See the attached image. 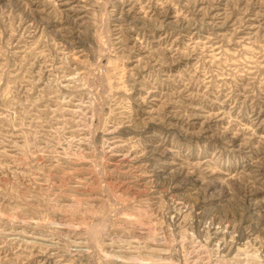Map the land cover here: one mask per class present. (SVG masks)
Instances as JSON below:
<instances>
[{
    "label": "rangeland",
    "instance_id": "374dc122",
    "mask_svg": "<svg viewBox=\"0 0 264 264\" xmlns=\"http://www.w3.org/2000/svg\"><path fill=\"white\" fill-rule=\"evenodd\" d=\"M0 264H264V0H0Z\"/></svg>",
    "mask_w": 264,
    "mask_h": 264
}]
</instances>
